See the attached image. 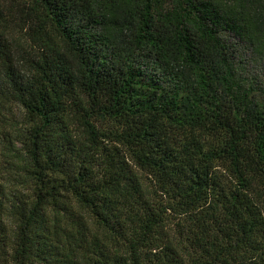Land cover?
Instances as JSON below:
<instances>
[{"label": "trees", "instance_id": "16d2710c", "mask_svg": "<svg viewBox=\"0 0 264 264\" xmlns=\"http://www.w3.org/2000/svg\"><path fill=\"white\" fill-rule=\"evenodd\" d=\"M264 0H0V264H264Z\"/></svg>", "mask_w": 264, "mask_h": 264}, {"label": "rangeland", "instance_id": "374dc122", "mask_svg": "<svg viewBox=\"0 0 264 264\" xmlns=\"http://www.w3.org/2000/svg\"><path fill=\"white\" fill-rule=\"evenodd\" d=\"M242 39L232 32H226V42L231 44L236 62L246 67L255 77L256 87L264 89V18L257 20Z\"/></svg>", "mask_w": 264, "mask_h": 264}]
</instances>
